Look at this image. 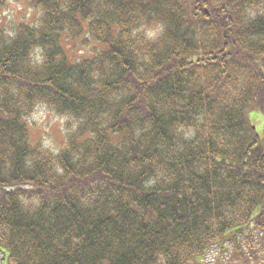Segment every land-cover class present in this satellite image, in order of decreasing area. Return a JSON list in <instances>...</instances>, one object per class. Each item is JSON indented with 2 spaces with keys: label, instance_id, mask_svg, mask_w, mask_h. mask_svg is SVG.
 <instances>
[{
  "label": "trees",
  "instance_id": "obj_1",
  "mask_svg": "<svg viewBox=\"0 0 264 264\" xmlns=\"http://www.w3.org/2000/svg\"><path fill=\"white\" fill-rule=\"evenodd\" d=\"M23 1L34 22L0 0V264L262 261L264 0Z\"/></svg>",
  "mask_w": 264,
  "mask_h": 264
},
{
  "label": "rangeland",
  "instance_id": "obj_2",
  "mask_svg": "<svg viewBox=\"0 0 264 264\" xmlns=\"http://www.w3.org/2000/svg\"><path fill=\"white\" fill-rule=\"evenodd\" d=\"M36 19V13L32 10L26 8L23 0H8V6L5 8L1 15L2 23L5 21H26L34 22ZM63 46L69 55L83 56L88 54L89 48H85L79 44L78 41L62 40ZM250 118L255 122L256 129L258 131H263V118L258 113L251 114ZM33 119L34 122H33ZM49 119V121H46ZM32 124H28V129L30 131V142L31 144L42 143L44 146H48V142L55 148L63 144V137L61 133V126L57 118L50 117L46 111L42 108H38L32 117ZM49 122V123H48ZM212 258L211 256H209ZM208 259L207 264H217L211 259ZM262 260L259 263L254 264H264V253L260 256ZM218 264H221L218 263Z\"/></svg>",
  "mask_w": 264,
  "mask_h": 264
}]
</instances>
